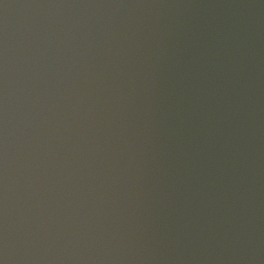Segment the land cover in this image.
<instances>
[{
    "label": "water",
    "instance_id": "obj_1",
    "mask_svg": "<svg viewBox=\"0 0 264 264\" xmlns=\"http://www.w3.org/2000/svg\"><path fill=\"white\" fill-rule=\"evenodd\" d=\"M173 2L174 0H170ZM188 1V0H187ZM138 3V2H137ZM228 3V2H227ZM237 8H240L237 14L236 23L241 20L238 32L233 34L237 43H226L223 38L225 34L230 35L234 30L230 31V28L219 26L216 35L211 32H195L193 27L188 26L190 32H185L186 26L184 24V18L175 20L172 16L164 15V19L171 25L173 33L176 35L175 38L182 36L187 39L193 46L194 44L203 48L209 55V60L206 64L198 63L197 67L187 66L183 60L187 52L183 55L180 54L179 49L169 50L167 45L170 43H164V45L158 49V61L165 63L170 62L171 66L177 69V76L179 79L186 78L187 80H197L200 78L205 79L200 74L207 76V81L211 86L209 80H214L217 88H223L222 93L219 95V99L216 101V107L214 113L217 115L215 121L219 122L216 126H219L220 132L217 134L214 129L217 127L205 130L203 128H195V122L190 115H186L179 119H174L172 127H169V118L165 117V113L160 110V103L162 108L166 105L164 101L159 102L158 106L151 111H147L142 115L140 120L137 116L136 109L130 110V113L137 114L134 118H137L139 122H132L129 130L127 127L120 126H106L111 119L113 122L120 121L117 114L119 112V102L117 98L122 96L121 89L123 87L124 80H128L131 70L124 64L117 62V65H111L106 63L101 68V74L96 72V80H93L92 85L84 88L83 92H76V96L73 94L67 97V106L63 107L61 111L56 112L60 116H67L64 118H57L59 125L56 123L58 130H54L53 142L59 140V144H63L65 149L63 153L65 156H61L59 159H54V154L51 156V161L58 160L62 164V169L55 170V172L49 171L50 163L47 161L49 158L45 156L47 164L43 167V170L39 168L37 158H29L30 161L35 162V166L31 167L32 176L38 180L44 181V190L48 189L52 192L49 195L51 203L44 207H37L30 209L29 204H25V200H28L26 192L21 186L15 185L21 188V198L19 204L22 207L30 209L33 214H24L22 220H20L21 230L15 231L13 226L10 230H6L2 236L4 238L19 239L23 242V246H27L26 251L29 250L28 255L32 257V260L37 264H55L53 261L65 262V264H187V258H190L187 248L190 246L191 254L193 258L196 256L194 249L200 251L202 255L205 254L204 250L208 247L214 248L210 239H206V235H203V224L205 222L203 218H193V215H199V204H190V201H186L185 191L189 194L195 195L199 192L198 186L203 184L205 188L207 186H214V181L219 179L228 173L237 169V164L242 165L243 169L246 170L247 174L251 177L258 186L250 192H255L257 196H253L254 200H262L264 198V192L261 188L264 186V33L261 34L260 25L257 24L256 18H259L261 14L264 16V0H237ZM146 5V2H144ZM249 4V6H247ZM247 6V8H245ZM189 3H186L187 18L189 22L195 18L189 10ZM229 10H234V5L229 2ZM226 10V8H225ZM228 11V10H226ZM261 12V14H259ZM144 20H147L143 17ZM148 21V20H147ZM126 23V31L128 28L133 26L135 30L142 29L135 22H128V19L124 20ZM146 22V21H145ZM124 23V24H125ZM194 23V21H193ZM255 24V26H253ZM183 25V26H182ZM134 30V31H135ZM230 31V32H229ZM181 32V34H179ZM185 32V36H183ZM197 34V36H195ZM125 36L129 41L136 40L133 36V31L129 34L125 33ZM205 36V38H203ZM223 36V37H222ZM226 37V36H225ZM201 38V40H199ZM215 38V40H213ZM233 38V40H235ZM225 40V42H223ZM241 40L243 42H241ZM229 42V38H227ZM210 44L211 46H207ZM237 44V46H235ZM230 46L231 48H228ZM259 46L261 48H259ZM59 48V47H58ZM209 48V50H207ZM241 50L238 57L234 61L233 66L229 61V56L232 54L231 49ZM70 50V48H69ZM169 50V52H167ZM161 52V54H159ZM167 52V54H165ZM173 52V54H171ZM60 56H66L69 66L67 73L73 72L77 75L80 69L75 67L71 62L72 52H67V47L61 48L59 52L53 53ZM224 56L225 64L224 68L220 65L218 56ZM171 57H181L177 60ZM110 58V57H109ZM227 58V60H226ZM173 60V62H171ZM183 60V62H181ZM247 60V62L245 61ZM59 62V61H58ZM63 62V68L65 64ZM123 66V68H119ZM121 72H119V70ZM215 68V70H213ZM235 68V69H232ZM226 69L227 71H223ZM58 74L56 77L51 76L47 80L49 82V88L47 89L46 96L53 97L56 92L58 93L59 88L68 87L63 82L60 85L56 82V78L59 79L60 70L57 67ZM145 68L139 69L140 77H149V71L145 72ZM185 70V72H183ZM189 70V72H187ZM195 70V72H193ZM54 69H52V72ZM109 72V74H107ZM145 72V76H143ZM71 74V75H73ZM107 74V76H105ZM199 74V76H197ZM5 76L0 80V92L5 97L3 104H0V119L5 123L8 128L17 129L14 124L16 121L21 119L24 115L19 111L20 115L14 118L17 114V105L13 104V96H17L18 90L9 87L10 78ZM62 79L70 84V77L65 74L62 75ZM7 80V82H5ZM100 80V82H99ZM235 80V82H233ZM241 80V82H239ZM245 80V81H243ZM259 80V82H257ZM89 80H85L87 82ZM51 82H53L51 84ZM99 82V84H97ZM102 82V83H101ZM239 82L238 89L241 90L242 94H236L235 91L230 92L232 88ZM253 82V84H251ZM223 84V86H221ZM257 84V86H255ZM5 86V88H3ZM243 86H253V88H261L263 91H255L254 93L244 90ZM104 87V88H103ZM229 87V88H228ZM109 88V90H107ZM164 88V87H163ZM252 88V89H253ZM156 89H158L156 87ZM165 90V89H164ZM56 91V92H55ZM55 92V93H54ZM101 92V94H99ZM110 92L109 96L115 98L114 107L103 104L104 101L103 93ZM259 92V94H257ZM54 93V94H53ZM0 94V95H1ZM60 95V94H59ZM66 96V95H65ZM83 100H81V98ZM257 96V98H255ZM263 96V97H262ZM107 98V96H105ZM225 98V100H223ZM17 99V98H16ZM73 100V104H71ZM87 100L89 102H87ZM228 100V101H227ZM9 102V104H7ZM221 102V104H219ZM219 104V106H217ZM97 106V108H95ZM117 106V110H115ZM184 107V103L180 102L173 109ZM159 108V112H155ZM235 108V112H233ZM15 110V112H13ZM166 110L171 113V110L166 107ZM227 110V112H225ZM69 111V112H68ZM158 111V110H157ZM180 111V110H178ZM225 112V114H223ZM228 112H232L234 120L240 121L239 123L243 126H248L250 129L255 130L256 143H253L252 136L247 130H237L236 121L227 120ZM243 112V114H241ZM113 114V118H111ZM146 114H149L147 116ZM223 114V115H222ZM55 115V116H56ZM53 115V117H55ZM83 116V118H81ZM109 120H107V118ZM161 116V118H159ZM221 116V118H219ZM89 117L91 118L89 121ZM101 117L103 118L101 120ZM194 117V116H193ZM197 117V116H196ZM67 118V120H65ZM88 118V119H87ZM81 120L86 127L85 132L83 129L79 130V127L73 128L74 122ZM87 120V122H85ZM136 120V121H137ZM181 120V122H179ZM24 122V121H23ZM96 123L94 128V123ZM142 122H145L143 128ZM193 122V124H189ZM233 122V124H231ZM249 122V124H247ZM29 127L30 124L26 123ZM165 124V126H163ZM185 124V126H183ZM1 126V125H0ZM69 126V128H67ZM183 126V130H181ZM255 126V128H253ZM261 126V127H260ZM100 127V134H91L96 128ZM260 127V128H259ZM23 128V124H22ZM82 128V127H81ZM147 128V130H145ZM177 128V130H175ZM2 129L1 131H3ZM77 130V132H75ZM173 130V131H171ZM189 130V132H187ZM199 130V132H197ZM223 130V132H221ZM69 132V136H67ZM122 132V134H121ZM127 132V133H125ZM149 132V134H147ZM193 132V134H191ZM230 132V134H229ZM239 132V133H238ZM259 132V134H257ZM109 134V136H107ZM119 134L121 136H119ZM147 134V135H146ZM241 134V136H239ZM251 134V135H250ZM66 136V138H65ZM97 136V138H95ZM229 136V138H227ZM141 138L143 140H141ZM71 140V142L67 140ZM204 139V140H200ZM123 140V144H121ZM215 140V142H213ZM238 141V142H237ZM87 142V144H85ZM225 142V144H221ZM185 143V144H183ZM85 144V146H83ZM121 144V146H119ZM203 144V146H201ZM211 144V146H209ZM221 144V146H219ZM245 144V146H243ZM83 146V147H81ZM181 146V148L179 147ZM189 146V148H187ZM209 146V150H207ZM256 148L254 151L253 149ZM95 148V150H93ZM101 148L100 152L98 150ZM102 148L107 150V155L112 160L113 164L119 168L117 177L115 174L107 173L105 170V163L99 160V156L103 153ZM203 148V150H201ZM47 149V148H46ZM248 149V151L246 150ZM48 150V149H47ZM204 152L206 156H209L208 162L212 165L211 175L209 179L202 175L200 172L195 173L194 168L191 165L189 168L186 167L185 173L177 171L178 167H182L184 163L183 159H194L195 155ZM213 150V152H211ZM231 154H229V152ZM141 152V154H140ZM189 152V154H187ZM49 153V152H48ZM256 153L257 156L263 155L262 165L255 167V172H259L255 176V172L249 170L252 166H247L246 157H252ZM137 154L139 156H137ZM187 154V158H185ZM143 162H141V160ZM224 158V159H222ZM109 159V160H110ZM122 159V160H121ZM226 159V160H225ZM1 160V159H0ZM139 160V162H135ZM179 163H177V161ZM25 162V161H24ZM85 162V164H83ZM193 162V161H192ZM0 164L4 165L2 160ZM53 164V162H52ZM77 164V166H75ZM141 164V166H139ZM194 164V162H193ZM139 166V168H137ZM144 166V168H143ZM216 166V167H215ZM2 167V166H1ZM5 168V166H3ZM2 167V168H3ZM198 168V167H197ZM227 168V170H225ZM143 170V171H139ZM189 172V173H188ZM193 172V174H191ZM219 172V174H217ZM8 169L2 173V178L7 179ZM15 174L19 176L21 181L25 180L24 185L29 186L30 176H27L25 170H15ZM47 174V176H45ZM50 174V175H49ZM133 174V176H131ZM191 174V178H189ZM201 176V178H199ZM57 177L61 178L57 184ZM125 177V178H124ZM121 178V179H119ZM135 178V180H133ZM47 180V182H45ZM127 180V182H125ZM197 180V182H195ZM202 180V181H201ZM125 182V183H124ZM193 184H195V190H193ZM232 184H239V182H233ZM15 186L13 190L16 191ZM95 186V188H93ZM239 187H242L239 185ZM239 187L237 189H239ZM37 189V188H36ZM264 189V188H263ZM261 190V192H259ZM33 198L37 197L35 192L30 191ZM249 193V191H247ZM100 194V195H99ZM185 196V200H183ZM194 196V197H195ZM234 196V197H232ZM123 200V202L121 201ZM233 200V202H229ZM35 201V200H34ZM226 201L229 204H233L238 207L242 203L245 207L249 205V201L242 196V198L229 193ZM247 202V204H245ZM126 204V205H125ZM127 204H129L127 206ZM18 209V206H16ZM89 209V212H88ZM134 209V210H133ZM250 209L247 207L243 210L246 212ZM4 213H13L15 210H11L8 206L1 209ZM11 210V212H7ZM19 210V209H18ZM149 210V212H148ZM35 212H37L35 214ZM105 212H109L113 219L125 227L128 232H121L119 239L113 240L114 237L110 236L104 231L101 226L96 223L93 224L94 220L97 221L101 215ZM131 213L134 215H140V221L142 225H145L151 234L142 236L140 233L137 234L138 229L135 230V226L132 222V218L127 214ZM21 214V213H20ZM83 214V216H81ZM264 216V211L258 214V218ZM127 216V220H125ZM31 220H29V218ZM179 218V220H177ZM243 217H236L239 224L244 223L243 230L233 233L231 225L226 228L218 227L221 229V238H225L223 241L226 242V249L233 252L237 251L239 255L241 252H247L245 240H253L261 232V236L264 237V225L259 228L252 227L250 230L247 228V224L243 221ZM219 224L218 220L210 218L208 222H213L212 225ZM131 222V224H129ZM13 223V222H11ZM161 224L163 226H161ZM207 224V223H206ZM208 225V224H207ZM97 226V228H95ZM185 226V228H183ZM17 227V226H16ZM210 227V226H209ZM26 228V230H25ZM101 228V230H99ZM153 228V230H151ZM165 228L167 230H165ZM211 228V227H210ZM245 229V230H244ZM135 230V232H133ZM212 230V228H211ZM28 231V232H27ZM159 232V236H157ZM170 232V234H169ZM25 234V236H23ZM229 234V236H227ZM107 236V238H105ZM95 238V240H93ZM132 238V239H131ZM3 239V238H2ZM93 240V242H91ZM220 240V239H219ZM218 240V241H219ZM235 240L237 244H233L228 247V243ZM91 242V244H89ZM121 242V244H119ZM129 242V244H127ZM150 242V244H147ZM183 242L187 243V246H183ZM205 243V244H203ZM21 244V242H20ZM239 245V246H237ZM90 246V247H89ZM129 246V248H127ZM236 246V247H235ZM143 248V250H141ZM149 248V250H147ZM157 248V250H155ZM141 250V252H139ZM256 250V249H255ZM3 252H5L3 250ZM216 253V251H214ZM53 254V256H51ZM139 254V256H137ZM157 254V256H155ZM34 255V256H33ZM5 256V253H3ZM40 258V259H38ZM13 263L8 258H1V262ZM77 260V262H76ZM89 260V262H87ZM183 260V262H182Z\"/></svg>",
    "mask_w": 264,
    "mask_h": 264
}]
</instances>
